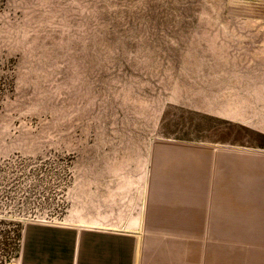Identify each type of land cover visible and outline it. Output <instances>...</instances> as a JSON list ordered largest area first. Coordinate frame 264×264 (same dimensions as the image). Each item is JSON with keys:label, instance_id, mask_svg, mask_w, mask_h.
<instances>
[{"label": "rangeland", "instance_id": "1", "mask_svg": "<svg viewBox=\"0 0 264 264\" xmlns=\"http://www.w3.org/2000/svg\"><path fill=\"white\" fill-rule=\"evenodd\" d=\"M262 34L264 0H0V264L31 222L140 209L143 166L173 210L155 153L257 145Z\"/></svg>", "mask_w": 264, "mask_h": 264}, {"label": "crops", "instance_id": "2", "mask_svg": "<svg viewBox=\"0 0 264 264\" xmlns=\"http://www.w3.org/2000/svg\"><path fill=\"white\" fill-rule=\"evenodd\" d=\"M250 38L262 53V93L251 103L262 113L249 119L257 145L155 153L173 210L148 209L158 170L143 166L129 185L141 188L140 209L108 214L102 227L31 222L17 264H264V34Z\"/></svg>", "mask_w": 264, "mask_h": 264}, {"label": "bare ground", "instance_id": "3", "mask_svg": "<svg viewBox=\"0 0 264 264\" xmlns=\"http://www.w3.org/2000/svg\"><path fill=\"white\" fill-rule=\"evenodd\" d=\"M138 236V235H137ZM137 259H138V257H137Z\"/></svg>", "mask_w": 264, "mask_h": 264}]
</instances>
